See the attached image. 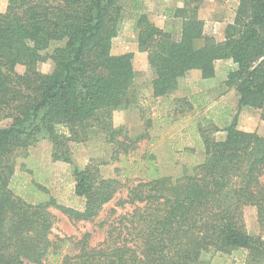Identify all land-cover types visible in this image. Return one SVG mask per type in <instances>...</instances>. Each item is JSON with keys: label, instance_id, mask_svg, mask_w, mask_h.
<instances>
[{"label": "trees", "instance_id": "1", "mask_svg": "<svg viewBox=\"0 0 264 264\" xmlns=\"http://www.w3.org/2000/svg\"><path fill=\"white\" fill-rule=\"evenodd\" d=\"M121 1L7 0L0 12V264H215L231 256L264 264V240L247 233L243 221L244 209L255 208L264 232V136L237 128L243 108L259 110L264 122V0H239L221 42L202 32L197 15L203 0H182L162 28L144 2L130 0L137 48L147 54L153 75L152 98L168 100L190 71L209 80L217 61L231 62L223 84L237 95V113L223 120L222 140L198 128L202 160L176 176L164 174L150 155L144 178L120 203L131 210L108 223L101 241L84 233L63 254L67 240L52 237V209L74 224L90 222L124 187L95 165L73 171L80 209L14 195V155L40 140L51 143L52 161L70 164L69 143L96 133L126 153L143 139L113 125V113L133 102L135 81L133 54L111 52L126 12ZM48 61L52 71H38ZM174 102V114L186 112L185 98Z\"/></svg>", "mask_w": 264, "mask_h": 264}, {"label": "rangeland", "instance_id": "2", "mask_svg": "<svg viewBox=\"0 0 264 264\" xmlns=\"http://www.w3.org/2000/svg\"><path fill=\"white\" fill-rule=\"evenodd\" d=\"M140 1L146 5L150 20L159 28L164 26L170 9L183 7L182 0ZM129 3L130 0L121 1L126 12L119 34L112 41L111 52L113 55L133 54V102L126 109L113 113V125L122 127L125 134L133 140L141 136L143 139L130 144L131 148L126 153L115 144L105 142V137L96 133L84 142L69 143L70 164L52 161V146L47 140H40L14 155V173L10 187L16 197L30 203L54 198L59 204L80 209L81 200L74 195L73 171L82 170L88 164L95 165L102 177L115 178L125 184L93 221L74 224L59 211L52 209V237L55 240H67L63 254L69 252L71 242L78 240L84 233H89L94 242L101 241L108 223L117 215L131 210L128 204L121 206L120 203L126 199L131 186L144 178L141 169L147 167L145 162L150 155L157 158L155 166L160 167L164 174L176 176L182 167H190L202 160L203 148L198 128L206 129L209 138L222 140L225 136L222 131L223 120L232 121L237 113V95L221 82L227 73L226 67H220L219 78L212 82H201L196 70L187 73L179 80L177 89L168 100L152 98L153 75L148 66L147 54L137 48L134 23L128 17ZM237 3L238 0H203L197 15L203 34L215 41L223 38L225 28L234 20ZM6 6L7 0H0L1 13ZM176 24L175 39L179 37L180 21ZM52 68L50 61L37 67L43 74L50 73ZM178 98L186 100L181 104L186 111L183 114H174L179 106L174 101ZM150 118L154 120L153 125L147 128V120ZM213 125L219 131L213 132ZM237 128L264 136V122L260 119V111L253 108L241 109L237 114ZM124 143L129 145L127 141ZM243 221L247 233L259 235L264 240V232L260 231L256 221L255 208L244 209ZM48 262L55 264L50 259L44 264ZM212 262L244 264L243 256L225 257L217 261L214 259Z\"/></svg>", "mask_w": 264, "mask_h": 264}, {"label": "crops", "instance_id": "3", "mask_svg": "<svg viewBox=\"0 0 264 264\" xmlns=\"http://www.w3.org/2000/svg\"><path fill=\"white\" fill-rule=\"evenodd\" d=\"M238 5H239V0H238V3H237V8H238ZM237 8H236V10H237ZM235 13H236V11H235ZM223 40H224V37L221 38V39H217L216 41L217 42H221ZM220 67H226L227 73H228L229 70H231L232 68H234V65L231 64V62L217 61L215 63V77L214 78L209 79V80H203V79H201V76H200V72L199 71L197 72V75H199V78H200L201 82H207V81L212 82V81H214L218 77V74L221 73L220 72ZM190 72H192V71H190ZM190 72H188V73H190ZM227 73H225V76H226ZM225 76L223 77V79H221V82H224L225 81ZM217 83H218V81H217ZM222 85H224V84L222 83ZM151 94H152V92H151Z\"/></svg>", "mask_w": 264, "mask_h": 264}]
</instances>
